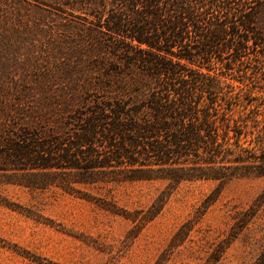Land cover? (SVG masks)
<instances>
[{"label":"trees","instance_id":"1","mask_svg":"<svg viewBox=\"0 0 264 264\" xmlns=\"http://www.w3.org/2000/svg\"><path fill=\"white\" fill-rule=\"evenodd\" d=\"M116 2L102 24L118 67L82 80L63 109L54 101L0 112V182L76 192L75 183L162 179L174 188L264 174V116L252 103L261 96L243 90L264 79V0ZM91 86L104 93L89 98Z\"/></svg>","mask_w":264,"mask_h":264},{"label":"rangeland","instance_id":"2","mask_svg":"<svg viewBox=\"0 0 264 264\" xmlns=\"http://www.w3.org/2000/svg\"><path fill=\"white\" fill-rule=\"evenodd\" d=\"M116 1L0 0V112L54 101L63 109L85 88L82 80L94 83L100 69L118 67L102 24ZM246 83L249 100L250 92L261 96L252 103H261L264 116V79ZM91 88L89 98L104 93ZM75 187L0 182V199L8 201L0 200V264H264V174L174 188L162 179Z\"/></svg>","mask_w":264,"mask_h":264}]
</instances>
